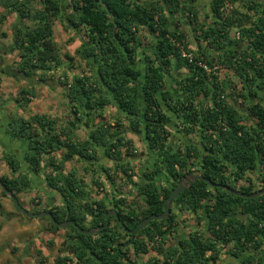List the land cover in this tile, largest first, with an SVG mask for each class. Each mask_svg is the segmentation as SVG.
<instances>
[{"label": "trees", "instance_id": "1", "mask_svg": "<svg viewBox=\"0 0 264 264\" xmlns=\"http://www.w3.org/2000/svg\"><path fill=\"white\" fill-rule=\"evenodd\" d=\"M36 1L0 0L2 9L16 16L9 51L20 52L17 74L6 75L30 83L35 70L64 67L53 38L52 25L58 19L65 28L82 33L84 43L76 55L88 74L68 79L62 73L57 82L71 114L60 126L45 115H12L0 107L6 113L0 129L7 147L15 143L22 153L5 158L12 173L11 178L0 177L5 192L17 199L36 184L31 176H42L44 186L62 201L57 212L49 210L54 220L75 221L86 231L104 224L109 206L127 229L161 214L171 189L196 171L242 194L264 189V0H209L207 24L200 20L197 0H38L39 7ZM62 8H68L65 14ZM180 25L198 34L194 53ZM142 31L148 40L145 46L139 38ZM183 54L191 55V62ZM73 61L69 59L65 71L74 67ZM217 66L232 78L220 80ZM181 70L186 73L172 75ZM168 80L171 88L166 86ZM18 95L16 103L23 110L34 98L31 88L19 89ZM231 102L245 104L247 116ZM107 108L116 111L112 122L104 118ZM248 118L254 125H244ZM79 129L86 134L83 140L75 133ZM125 130L136 135L154 159L137 186L140 211L114 194L110 203L86 199L77 172H62L67 162L78 161L85 173L100 170L112 192L119 194L117 175L133 184L134 150ZM171 133L183 143L182 149L171 141ZM101 158L112 162L113 169L101 167ZM23 164L30 174L19 172ZM249 175L257 179L259 190H254ZM158 178L169 187H158ZM91 182L100 188L96 180ZM240 182L246 185L237 186ZM171 207L167 219L149 223L125 249L117 247L129 236L113 217L92 236L68 227L69 255L58 257L56 264H131L130 253L139 257L150 251L165 264H219L220 252L229 246L232 264H264V195L244 199L194 181ZM181 212L195 217L196 226L203 225L205 231L188 232L179 237L176 247H164L182 228ZM50 230L58 229L50 226ZM157 263L156 257H150L142 264Z\"/></svg>", "mask_w": 264, "mask_h": 264}, {"label": "rangeland", "instance_id": "2", "mask_svg": "<svg viewBox=\"0 0 264 264\" xmlns=\"http://www.w3.org/2000/svg\"><path fill=\"white\" fill-rule=\"evenodd\" d=\"M37 1L36 6L38 5L39 7V3ZM147 1L149 2L150 0ZM197 2H199L200 20H202L203 23L207 24L209 20L205 19L204 14L209 11L207 7L209 0H197ZM64 7H66V4H64ZM67 9L62 8V14H65L67 12ZM3 16L5 17L4 19L2 18ZM15 20V14L6 13L0 6V107L6 106V113L9 111V114L19 116H30L37 112H42L43 110V112H45V110L48 111V109L55 108L62 111L61 113H58L61 116L60 118H58L59 121H65V118L63 117L65 109H67L68 106L66 107L65 104L64 89L61 88L57 84V82L61 80V76L63 75L62 73H65L68 79H71V77L73 76L88 74L85 66L79 62L76 55V52L81 49V45L84 43L83 35L82 33L76 34L74 31L65 28L66 24L63 23L62 20H55L52 25L54 43L58 48L60 57L65 62L64 67L69 63V59L74 60V67L72 69H69L68 71H65L64 67H58L57 69L52 68L48 71L35 70L30 76V83H28L22 79L15 80L12 76L6 75V73H12V75L14 76L16 64L20 61L19 51H9L12 45L11 35ZM25 24L27 26H31V24L27 21H25ZM170 27L174 29L172 21ZM179 30L184 36V40L187 44L188 49L192 53H194L197 49V38L195 37V35L198 34L194 33V29L192 27H189L188 25H180ZM145 37L147 36L142 31L139 34V38L141 39L143 46L148 44V40ZM214 70L217 72V77L220 80H223V82H226L228 79L232 78L229 72L219 66L215 67ZM185 73V70H181L180 72L172 73V75L177 77L176 75ZM40 76H43L42 79L44 81H41L39 79ZM166 83V86L168 88L172 87V82L170 80H168ZM229 86L232 87L231 84ZM27 88H31L33 90L35 101L33 102V104H29V106L23 110L18 107V103H16V101L21 98L18 95L19 89ZM172 89H175V86ZM31 100H33V98H31ZM231 103L237 110L243 112L242 115L247 116L246 112L244 111L245 104H242L240 106L238 104H233L234 102ZM3 107L1 109H3ZM0 112L2 113L1 110ZM105 113V120L112 122V120H110V118L108 119V117H111L115 113V110L112 108H108ZM254 123L255 122L253 121V119L248 118V120L244 122V125L249 126L254 125ZM125 125L126 124L124 123L123 126ZM2 134L3 133L0 129V135ZM171 134V141L174 142L175 146L179 145V148H181L183 143L176 142V140H178L179 138L175 139L176 134ZM76 135L79 140H83L86 138V134L83 130L78 131ZM125 137L132 142V147L134 150V157L131 158L130 162L133 175V184H127L124 176L120 174L119 176L117 175L115 177V183L116 187L118 188L119 194L112 192V189L108 186V183L105 181L104 176L102 175L100 170L97 169L95 174H92L91 172L85 173L82 164L78 161L73 160L71 162H67L65 164L64 171L62 172L63 175H66L72 169L77 172V177L79 178L81 183H83V188H86V199H105L108 203H110L113 200L114 194L116 196L124 198L127 204H130L133 208L136 209V211H140L141 209H143V206L142 199L137 194V186L140 185L139 183L143 181V171L151 167L152 161L154 159L153 156L146 151L143 143L139 141L136 135H133L128 130H125ZM1 140L2 138L0 137V177L7 176L8 178H11L12 175L7 169L8 167L5 165L3 156L4 151L6 149H9V151L14 149L18 152V154L21 153L19 147H15V143H12V145L10 144L11 146L7 147L8 145H6L5 142H2V144ZM99 165H101V167L105 166L109 170H112L114 167V164L112 162H109L108 160H104L102 158L99 161ZM22 167L23 166H21V169ZM193 173L199 172L196 171ZM159 176L161 177L160 174ZM249 176L254 184V190H259L260 184L258 183L257 179L252 175ZM41 178L43 179L42 176ZM93 180H96V182L101 185L100 188H96V186L93 185V183L91 182ZM34 182L36 183L38 181ZM41 184L42 183H39L38 187L36 186L35 189H32L30 192L17 195L18 202L22 207L23 204L27 202L28 208L26 210L31 211L33 209L34 205H36V203H34L36 199H47V194L53 195L52 197L55 198L56 201L60 202L61 199H59L56 193H52L47 189L43 190ZM229 184L230 187L236 188L234 183ZM241 185H246V183L240 182L239 184H237V186ZM158 187L167 188L169 187V185L168 182H164L162 178H158ZM19 198H21V200H19ZM0 205V210H2L4 214L2 219L0 216V264H56V259L58 257L69 255L68 244L65 238L66 236H68V234H70L68 233V230L66 231V229H59L58 231L51 232V230H49V224L45 220L40 222L36 219L24 220L13 208L10 197L6 193H2L1 187ZM171 208L172 207L170 206V210ZM108 209L113 210L111 206H109ZM178 220L181 223L182 228L179 231L177 230V234H174L171 240L168 241L164 247H167L173 241L179 239L181 235H186L188 232H194L196 229H198L200 232L205 231L203 225L196 226L195 217L193 216H189L181 212L179 213ZM86 226H88V224H86ZM42 228L43 233H40V229ZM230 250L231 246L223 248L222 252H220L219 264H232ZM150 257H156L158 259L157 264H165V261L163 262V260L161 258H158V256H156L152 251H150L145 256L139 257L133 256L131 255V253L129 254V259L132 264H142L146 262Z\"/></svg>", "mask_w": 264, "mask_h": 264}, {"label": "water", "instance_id": "3", "mask_svg": "<svg viewBox=\"0 0 264 264\" xmlns=\"http://www.w3.org/2000/svg\"><path fill=\"white\" fill-rule=\"evenodd\" d=\"M194 181H201L204 182L206 184L209 185V187L211 188H218V189H222L228 193H230L233 196L236 197H241L244 199H253L256 197H259L261 195H264V189L257 191L255 193L252 194H242L241 192L238 191H233L231 190L229 187L227 186H221V185H217L211 181H209L208 179L204 178L202 175H200L199 173H190L187 176H185L180 182L179 184L170 191L168 197L166 198L165 202H164V207H163V212L159 215H150L146 218L141 219L134 228H132L131 230L127 229L122 222L118 219L117 217V212L115 210H110L104 219V224L97 228V229H93V230H82L80 229L77 224L75 223V221L72 220H66L63 221L61 223H57L52 214L50 212L44 211L41 213H28L18 202V200L16 199L15 196H13L12 194H9L7 192H5V190L2 188V184L0 182V187L2 188V190L7 193V195L10 197L11 202L13 203L14 207L16 208V210L18 212H20V214H22L23 216H25L26 218H42V217H47L51 224L59 229H65L68 227H73L76 232L79 235H87V236H92L100 231H102L104 228L107 227L108 222H109V218L112 216L118 223L119 227L122 229V231L127 234L129 236V240L121 245H119L117 247V249H121V248H126L129 245H131L132 241H133V237L136 233H138L141 229H143L145 226H147L149 223L153 222V221H160V220H165L169 217L170 214V205L171 203L178 198V196L184 191L186 190L189 186H191L193 184Z\"/></svg>", "mask_w": 264, "mask_h": 264}, {"label": "crops", "instance_id": "4", "mask_svg": "<svg viewBox=\"0 0 264 264\" xmlns=\"http://www.w3.org/2000/svg\"><path fill=\"white\" fill-rule=\"evenodd\" d=\"M34 98H35V96H34ZM33 98V100H31V102H30V104H33V102L35 101V99ZM65 104H66V107L68 106L67 105V101H66V98H65ZM29 106V105H28ZM27 106V107H28ZM3 107V106H2ZM6 106H4L3 107V110H5L6 111V108H5ZM69 107L67 108V109H65V113H64V117L63 118H65V121L66 120H69V117L71 116V114L68 112L69 110ZM108 109V108H107ZM106 109V110H107ZM111 109V108H110ZM113 109V108H112ZM1 110V109H0ZM8 110V109H7ZM105 110V111H106ZM42 111V110H41ZM44 111V110H43ZM37 112V113H35V114H39V115H45V116H47L49 119H54V121H56V123H57V126H60V125H62V123L64 122V121H59V119L58 118H60L61 116L58 114V113H61L62 111L61 110H57V109H55V108H51V109H48V111H46L45 110V112ZM67 112V113H66ZM2 114H3V116H2ZM5 112L4 113H1V115H0V121H3L4 122V124H5ZM20 116H26V115H20ZM105 116H106V113H105V115H104V118H105ZM27 117V116H26ZM114 117H116V111H115V113L111 116V117H108V119L110 118V120H112V118H114ZM7 122V121H6ZM5 126V125H4ZM80 130H82V129H79V130H76V132L75 133H77L78 131H80ZM0 137L2 138V140H1V143L2 142H5V144L6 145H8L7 143H8V139H7V141H6V138H5V136H4V134H2V135H0ZM3 144V143H2ZM19 150H20V148H19ZM6 152L8 151L9 152V149L7 150H5ZM4 151V152H5ZM21 151V150H20ZM22 154V153H21ZM57 154H59V153H57ZM56 158H58V156L56 157ZM6 165V164H5ZM31 176V175H30ZM3 177H5V176H3ZM7 177V176H6ZM31 178H33L32 176H31ZM33 180H35V181H38V182H36V184L35 185H33L32 186V189H35V187L37 186L38 187V184L39 183H43L44 181H43V179L42 178H40V176H38L37 178L36 177H34L33 178ZM41 186L43 187V190L44 189H47L45 186H44V183L43 184H41ZM48 190V189H47ZM53 195H48L47 194V203H48V205H50V206H52L51 204V198H53L52 197ZM19 200H21V198H19ZM55 200V199H54ZM56 201V200H55ZM56 203H59L58 201H56ZM57 205V204H56ZM23 207H24V209H27L28 207H27V202L26 203H24L23 204ZM36 209H38V207L37 206H35V207H33V209L32 210H36ZM3 218V216H1V219ZM8 223V222H7Z\"/></svg>", "mask_w": 264, "mask_h": 264}, {"label": "flooded vegetation", "instance_id": "5", "mask_svg": "<svg viewBox=\"0 0 264 264\" xmlns=\"http://www.w3.org/2000/svg\"><path fill=\"white\" fill-rule=\"evenodd\" d=\"M14 74H17V72H16V70H15V73ZM18 75H20V74H18ZM11 153L13 154V153H16L17 154V157H20V154H18V152L16 151V150H10L9 152H4V154H3V156H4V161H5V158L7 157V156H9V155H11ZM20 161V160H19ZM6 164V163H5ZM7 166V165H6ZM23 167H22V169L20 168L19 169V172L21 171H27L28 173H29V166L27 165V164H23L22 165ZM8 169V168H7ZM9 170V169H8ZM29 170V171H28ZM10 171V170H9ZM31 173V172H30ZM29 173V174H30ZM10 174L12 175V173L10 172ZM200 174V173H199ZM33 178H34V176H32ZM139 184H141V183H139ZM179 184V183H178ZM175 187H173L172 189H174ZM171 189V190H172ZM260 190H262V189H260ZM259 190V191H260ZM59 197V196H58ZM55 198H51V205L52 206H50V205H48V203H47V199H36L35 200V203H37V204H39V205H36L37 207H38V209H36V210H31V211H29V210H26L28 213H41V212H44V211H47V212H49V210L50 209H53L54 211H56V208H59L60 206H61V204H62V201L60 200V202L59 203H56V201L54 200ZM59 199H60V197H59ZM40 201V202H39ZM57 204V205H56ZM172 204V203H171ZM12 205H13V203H12ZM171 206V205H170ZM34 207H35V205H34ZM13 208L16 210V208L14 207V205H13ZM17 211V210H16ZM18 212V211H17ZM57 212V211H56ZM19 213V215L24 219V220H27V219H33V218H26L25 216H23L22 214H20V212H18ZM53 216V215H52ZM112 217V216H111ZM54 218V217H53ZM36 220H38L39 222L40 221H43V220H45V221H47V223L49 224V228H50V226H53L52 224H51V222H50V220L47 218V217H42V218H36ZM54 227V226H53ZM56 228V227H55ZM58 230H59V228H57ZM65 229H68V228H65ZM42 230H43V228L42 229H40V233H43L42 232ZM50 230V229H49ZM57 230V231H58ZM91 230H93V229H91ZM129 230H131V229H129ZM137 234V233H136ZM135 234V235H136ZM95 235V234H94ZM127 235V234H126ZM135 235H134V237H135ZM128 236V235H127ZM134 237H133V239H134ZM128 240H129V238H128ZM128 240H125V242H127ZM178 240V239H177ZM177 240L176 241H173L170 245H168L170 248H174V247H176V244H177ZM125 242H123V243H125ZM122 243V244H123ZM121 245V244H120ZM130 246V245H129ZM128 246V247H129ZM127 248V247H126ZM121 249H125V248H121ZM145 256V255H144ZM131 262V261H130ZM132 264V263H131Z\"/></svg>", "mask_w": 264, "mask_h": 264}, {"label": "built area", "instance_id": "6", "mask_svg": "<svg viewBox=\"0 0 264 264\" xmlns=\"http://www.w3.org/2000/svg\"><path fill=\"white\" fill-rule=\"evenodd\" d=\"M236 36H237V35H236ZM182 57L186 58L189 62H191V60H192V58H191L190 55H185V54H183ZM199 66H200L205 72H209V69H208L206 66L201 65V64H199Z\"/></svg>", "mask_w": 264, "mask_h": 264}, {"label": "clouds", "instance_id": "7", "mask_svg": "<svg viewBox=\"0 0 264 264\" xmlns=\"http://www.w3.org/2000/svg\"><path fill=\"white\" fill-rule=\"evenodd\" d=\"M193 174H195V173H193Z\"/></svg>", "mask_w": 264, "mask_h": 264}, {"label": "bare ground", "instance_id": "8", "mask_svg": "<svg viewBox=\"0 0 264 264\" xmlns=\"http://www.w3.org/2000/svg\"><path fill=\"white\" fill-rule=\"evenodd\" d=\"M198 58V57H197Z\"/></svg>", "mask_w": 264, "mask_h": 264}]
</instances>
